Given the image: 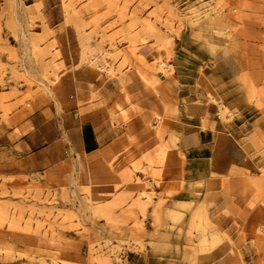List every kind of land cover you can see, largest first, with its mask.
Returning a JSON list of instances; mask_svg holds the SVG:
<instances>
[{
	"label": "rangeland",
	"instance_id": "374dc122",
	"mask_svg": "<svg viewBox=\"0 0 264 264\" xmlns=\"http://www.w3.org/2000/svg\"><path fill=\"white\" fill-rule=\"evenodd\" d=\"M182 34L207 52L209 67L225 59L239 70L224 92L207 90L206 104L229 128L238 124L248 133L239 142L252 145L247 152L256 168L234 174L247 180L242 209L228 178L218 184L216 175L191 185V200L175 199L185 190V154L179 135L169 132L175 122L158 115L141 135L125 134L96 154L72 153L44 173L23 170L18 128L38 107L58 100L64 75L92 72L122 85L131 76H168ZM145 49L157 57L148 61ZM122 116L127 122L125 111ZM219 196L231 202L219 206ZM260 209L264 0H0V264H141L147 246L160 256L174 247L187 264H247L227 228L245 243L247 211ZM225 240L233 250L210 262ZM253 246V264H264V241Z\"/></svg>",
	"mask_w": 264,
	"mask_h": 264
},
{
	"label": "crops",
	"instance_id": "0c3cea01",
	"mask_svg": "<svg viewBox=\"0 0 264 264\" xmlns=\"http://www.w3.org/2000/svg\"><path fill=\"white\" fill-rule=\"evenodd\" d=\"M175 41L177 57L170 61L174 72L168 76L150 75L149 81L131 76L130 81L122 85L118 79H100L97 73L92 75L90 71V77H83L79 70L74 71L73 77L64 75L58 100L51 99L38 107L18 128L19 138L15 145H19L21 152L16 154L21 157L23 170L29 174L44 173L65 162L72 153L93 155L125 134L141 135L152 116L158 115L175 122L169 132L179 135L177 147L185 154V190L175 199L191 200L190 186L199 179L208 183L212 175H216L219 178L214 181L218 184L228 178L234 190L233 202L242 209L241 195L247 180L233 172H252L256 168L239 142L248 133L238 124L233 130L229 128L215 118L206 104L207 90L224 92V87L231 85L239 70L235 65L227 66L225 59H216L210 67L206 65L209 55L192 42L190 34H182ZM142 54L148 61L157 57L150 49L143 50ZM122 111L127 113V122ZM219 193L225 194L221 190ZM217 200L222 206L225 201L231 202V197L219 196ZM151 211L149 208L148 212ZM247 213L249 219L242 227L247 235L245 243L240 242L237 229L227 228V233L245 250L246 263L253 264L256 259L253 243L264 241V209ZM152 222L148 218L147 226ZM260 225L262 237H256ZM231 250L233 245L225 240L210 253V262L226 258ZM141 257V264H187L180 261L174 247L170 256H160L147 246V252ZM128 264L134 263L128 261Z\"/></svg>",
	"mask_w": 264,
	"mask_h": 264
},
{
	"label": "bare ground",
	"instance_id": "6f19581e",
	"mask_svg": "<svg viewBox=\"0 0 264 264\" xmlns=\"http://www.w3.org/2000/svg\"><path fill=\"white\" fill-rule=\"evenodd\" d=\"M225 108V107H224ZM222 112V111H221ZM220 112V113H221ZM225 112H226V110H225ZM229 112V111H228ZM32 113V112H31ZM221 114H223V113H221ZM222 116V115H221ZM20 118V117H19ZM21 119V118H20ZM18 120V119H17ZM20 121V120H19ZM251 146L252 145H249V144H247L246 146H245V149L247 150V151H250L252 148H251ZM96 154V153H95ZM237 169V168H236ZM233 170V169H232ZM236 171H238V170H235L233 173L235 174V172ZM233 173H232V175H233ZM244 173H246V171L244 172ZM173 220L174 221H178V215H174L173 216ZM59 262V264H74V262H72V261H70V260H61V261H58Z\"/></svg>",
	"mask_w": 264,
	"mask_h": 264
}]
</instances>
